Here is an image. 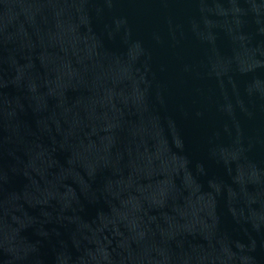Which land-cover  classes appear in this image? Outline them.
<instances>
[{"label":"water","instance_id":"obj_1","mask_svg":"<svg viewBox=\"0 0 264 264\" xmlns=\"http://www.w3.org/2000/svg\"><path fill=\"white\" fill-rule=\"evenodd\" d=\"M0 264H264V0H0Z\"/></svg>","mask_w":264,"mask_h":264}]
</instances>
